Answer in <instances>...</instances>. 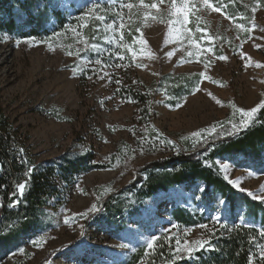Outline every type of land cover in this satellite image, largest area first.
Listing matches in <instances>:
<instances>
[{
    "label": "rangeland",
    "instance_id": "374dc122",
    "mask_svg": "<svg viewBox=\"0 0 264 264\" xmlns=\"http://www.w3.org/2000/svg\"><path fill=\"white\" fill-rule=\"evenodd\" d=\"M243 1L251 6V11L256 7L249 25L255 23V29L246 35L220 13L203 11L200 13L203 17L201 27L220 39L212 42L213 52L198 53L191 58L187 53L197 50L189 48L184 36L179 39L172 36L166 42L165 34L169 32L166 22L148 20L141 23L142 38L147 46L145 53L137 56V62L146 67H136L132 63L128 79L134 87L147 92L148 113H144L140 101L117 95L115 81L123 78L121 74L127 66L116 68L114 65L120 61L115 55L106 60L113 66L104 69L110 73L111 82L108 77L97 79L92 73L84 75L78 71L73 76L72 66L83 67V62L87 61L84 57L66 55L68 51L84 47L77 43L75 33L45 39H16L7 34L0 37V108L9 124L11 146L15 145L24 161H30V167L35 166L40 172L53 168L54 161L61 156L74 153L91 154L94 163L105 166L74 173L72 185L67 189L59 171L53 168L49 182L58 192L51 196L53 190L46 193L48 197L41 207L42 228L24 234L19 241H11L6 247L0 246V264H38L49 252L51 255L45 264H123L137 248L144 247L145 252V241L152 235L161 237L162 242L171 237L174 253L177 240L181 245L184 240H208L212 226H220L211 221L214 215L220 216L229 226L261 228L245 218L242 208L231 214L226 203L218 204L216 199L204 196L198 191V188H205L201 182L175 185L156 192L134 213L126 214L118 225L106 218L98 219L100 216L95 215L96 212L76 216L71 224L64 223L65 216L87 211L92 204L97 205L100 196L131 181L138 166L173 154L175 151L161 144V139L174 141L178 149L184 142L193 144V132L224 124L228 117L239 122L240 114L231 105L247 110L264 100V67L256 66L264 65V0H260L259 5L256 0ZM160 7L166 20L167 5ZM150 11L156 13L155 9ZM131 13L139 14L142 21V13H138L136 7ZM236 18L243 23L241 17ZM195 26V21L189 25L193 28L191 35L200 40L203 34L196 32ZM140 35L138 33L137 37ZM200 42L203 47L212 46L206 38ZM126 45L137 51L141 48L139 40ZM173 50L172 57L165 55ZM221 54L228 59L217 60L216 56ZM128 55L131 57L129 52ZM209 61L207 75L212 79H201L199 73L205 71L204 63ZM91 67L99 71L98 65ZM182 74L198 76L200 90L174 99L167 93V84L157 83L161 75L173 78ZM158 84L161 87L158 88ZM182 137L189 139L182 140ZM243 158L236 154L216 159V162L228 182L239 178L242 188L257 191L264 184V162L257 166L243 162ZM222 164L228 167L227 172L222 170ZM249 172L253 174L250 176ZM23 174L22 182H29L26 170ZM22 196L17 195V198ZM16 204L15 200L13 207ZM175 206L187 208L195 217L202 216L209 222L180 227L171 217ZM34 240L39 246L32 243ZM71 243L73 245H69ZM252 255L257 258L256 253ZM159 264L168 263L160 261Z\"/></svg>",
    "mask_w": 264,
    "mask_h": 264
},
{
    "label": "trees",
    "instance_id": "16d2710c",
    "mask_svg": "<svg viewBox=\"0 0 264 264\" xmlns=\"http://www.w3.org/2000/svg\"><path fill=\"white\" fill-rule=\"evenodd\" d=\"M93 0H0V37L7 34L13 38H50L61 37L72 34L66 26L75 27L78 24H85L80 29V34L88 38L89 43L97 44L102 49H112V55L106 52L99 55L106 61L107 57H113L116 52H121L126 57L127 67L123 68L121 83L116 92L122 98H130L134 101H140L143 105L144 113H148L149 108L145 105L147 101V92L134 87L128 79L131 73V57L125 48L121 50L114 45L104 43V39L111 37V32L105 31V24H101L95 18H89L84 21L77 20L82 14L86 4ZM136 4L138 0H125ZM153 0H146V3H152ZM216 3L225 6V10L235 17H243V23L246 26L251 24L253 15L251 6L243 0H216ZM99 15L106 16L108 22L116 20L119 25L120 15L117 13L118 4H113L111 0H99ZM125 17V27L121 29L124 33L123 43L128 44L133 40V36H138L135 31L137 27L141 28V17L139 14H133L128 9L123 10ZM130 17V19H129ZM97 28L99 30H97ZM53 32L60 33L54 36ZM247 35V33H246ZM117 39L119 35L117 34ZM97 53L91 49L80 51V57L86 60H95ZM118 61V60H117ZM130 70V71H129ZM169 75L158 77L157 83L163 82L166 85L167 93L170 97L181 98L193 91L197 84L196 75H175L169 78ZM160 85V84H158ZM161 87L158 86V88ZM174 101V100H172ZM264 110L258 113L257 122L251 127L242 130L236 135L230 137H213V141L198 147L195 151L192 144L183 143L185 149L179 155L173 154L157 158L136 168L135 177L119 189L105 193L97 200L99 211L95 213L100 216L98 219L106 218L108 222L112 221L118 225L124 219L126 214H132L136 208L153 194L160 190H166L171 186L201 182L206 191L204 196L212 199H222L226 202L229 212L233 213L238 208L243 209V215L249 221L258 224L261 228L240 226L235 228H221L212 226V231L208 234L211 240L212 249H202L195 253L192 260L187 258L177 259L175 264H247L250 255L256 253L257 259L254 264H264L259 260V252L264 246V237L259 233L264 228V204L251 199L246 193L233 188L230 183L222 176L216 159L242 155L243 162H252L259 166L264 162ZM235 120L225 119L224 129H230ZM219 131V129H218ZM5 135V136H3ZM9 124L7 118L3 115L0 108V246L6 247L11 241H19L26 233L36 231L42 228L41 207L44 204L45 197H48V191L53 190L54 195L58 189L53 188L49 182V175L53 168L57 169L60 177L65 181L64 188L72 185L74 173H81L94 169L105 168L100 163H94L91 154L74 153L68 156H61L58 161H54L53 168H47L44 173L35 168L30 176L27 188L23 196L17 198L13 195L15 185L21 183L24 178V171L30 167V161L24 163V158L19 154L15 145L11 146L9 139ZM210 149V150H206ZM208 162V166L205 165ZM17 204L13 207L14 201ZM12 206H9V205ZM231 213V214H232ZM94 215V214H93ZM171 217L175 224L180 227H190L202 223H208L202 216L191 214L187 208L181 206L173 207ZM91 218V216H88ZM17 223L15 230L9 232V226ZM87 223V221L85 222ZM86 225V224H85ZM8 233V234H5ZM159 246L152 251L151 255L145 256L144 247H139L123 264H159L160 261L173 264L171 257L173 255V240L162 242L159 240ZM73 245V243L69 244ZM51 253H47L38 264H45Z\"/></svg>",
    "mask_w": 264,
    "mask_h": 264
},
{
    "label": "snow or ice",
    "instance_id": "6c2138e0",
    "mask_svg": "<svg viewBox=\"0 0 264 264\" xmlns=\"http://www.w3.org/2000/svg\"><path fill=\"white\" fill-rule=\"evenodd\" d=\"M113 4H118L117 13L120 15V21L119 25L117 26L116 20H112L111 22H108V18L103 15H99L98 11L100 9L99 0H93V2L86 4L82 10V14L77 17V20L84 21L89 18H95V20L99 21L101 24H105V31L111 32L110 38H105L104 43L108 45H114L116 48H119L121 50H124L125 48L127 51L131 54L132 63L136 64V67H146V65L141 64L137 62V56L143 55L146 50L147 41L142 38L143 33L141 32V28L137 27L135 31L137 33H140L141 35L139 37L133 36V40H139L140 43V50L137 51L132 46L126 45L123 43L124 41V33L121 31L125 27V17L123 15V10L128 9L129 12L136 7L138 10V13H142V21L141 23H146L148 20H159L161 23H167L169 26V32L165 34L166 42L168 39H170L172 36L177 37L179 39L180 36H184L186 40L189 42V48H195L197 52L189 51L187 54L191 58L194 55H197L198 53H208L213 52V41L220 39L218 36H211L208 34V30L206 27H201V22L203 21V17L200 15L203 11H211L215 13H220L222 16H224L226 19L231 21L235 28L241 32L251 33L256 25L255 23H252V25L246 26L244 23L237 22V18L233 15H230L226 10L225 6L222 4L216 3V0H153L152 3H146V0H138V5H134L131 2H125V0H111ZM231 3H234L235 0H230ZM257 5L260 4V0H256ZM167 5V19H164V13L161 10V5ZM155 9L156 13L153 14L150 10ZM252 11H256V7L252 8ZM130 19V17H129ZM240 19H243L241 17ZM195 21V31L202 33L203 35L200 37V40H196L191 33H193V28L189 27L190 24H192ZM86 25L85 24H78L75 27L73 26H66L67 30L72 31L75 33L76 41L77 43H82L84 45V50L91 49L95 53H97V58L95 60H87L84 61V66L81 67L80 65H73L71 68L73 76H76L78 71L80 74L88 75V73H92L93 75H96L97 79H104L105 77L109 78V82H111V75L107 71H104V69L108 67H112L113 65L108 64L104 59L103 56L99 55L102 52H106L109 56L112 55V49H102L97 44H91L89 43L88 38L81 36L80 29H83ZM97 30H99L97 28ZM264 31V29H262ZM117 34L119 35V39H117ZM54 36H59L60 33L53 32ZM207 39V42L209 45H212L210 47H203L201 45L200 41ZM20 41H17V44H19ZM51 48V45H49ZM259 47V46H257ZM80 51L81 49H77L75 52L68 51L66 55L72 56L75 55L77 58H80ZM149 56L152 54L150 52H147ZM173 51H168L165 53L167 57H172L174 55ZM115 59L120 61V63H116L114 66L116 68H123L127 65L123 63L126 60V57L121 54V52L115 53ZM216 59L219 61H226L228 59L225 55H217ZM197 62H202L198 60ZM250 62V58H249ZM210 61L207 63H204L205 71H202L199 73V77L201 79H208L211 80L212 78L207 75V69L209 68ZM91 65H98L99 71L95 67H91ZM245 66H248L247 64ZM257 67H264V65L257 64ZM156 73H154L155 75ZM91 78V76H89ZM215 82V81H213ZM118 85L121 83L119 79L115 81ZM119 90V89H118ZM199 84L197 83L193 87V93L196 91H199ZM211 95V94H209ZM111 97H109L110 99ZM130 99V98H129ZM219 103V101H217ZM236 112L240 114V120L238 123H232L230 129H224L223 124L213 125L210 126L208 129H201L197 132L191 133V138L194 139V142L192 144V149L195 151L198 147H202L205 144H208L210 141H213V137H230L233 135L238 134L244 129H247L251 127L254 123L257 122L258 119V113H260L262 110H264V100H261L260 103H258L255 107H252L251 109H242V108H236V106L233 104L231 105ZM264 123V122H261ZM219 129V131H218ZM158 138V137H157ZM143 139V138H142ZM182 140H187L189 137H182ZM161 144H164L165 146H171L172 150L176 152L177 155L180 154V152L185 151V149H178L175 142L172 140H163L161 139L159 141ZM214 143V141H213ZM153 147H155V142H153ZM210 150V149H206ZM20 152L22 153L23 150L21 149ZM24 163H27L25 160ZM205 165L208 166V162L205 161ZM221 168L223 171L227 172L228 167L226 165H221ZM35 171V166L28 167L26 169V176L30 177L32 173ZM253 173L249 172L248 175H252ZM225 179H228L227 176H225ZM229 183L232 184L234 187L238 188L240 191L247 192V195L250 196L254 201L259 202L260 204H264V195L261 193H264V184H261L259 189L257 191H249L240 186V180L239 178L237 180H229ZM28 181L25 180L22 183H18L15 185V190L13 192V195H23L25 189L27 188ZM5 186L0 185V188H3ZM198 191L203 193L206 191L205 188L201 187L198 188ZM216 201L218 204H224L226 203L223 200H220L219 198H216ZM9 206H12L11 204ZM99 211L96 204H92L87 211L83 213H77L74 214L71 217L65 216L64 223L65 224H71L76 219V216H87L89 213H95ZM211 221L214 223H219L221 228H228V225L221 220L220 216H212ZM17 223L19 221L13 222L9 226V232L12 230H15ZM175 228L176 226L173 225ZM201 228H206L207 225H200ZM233 227L238 228L240 225H233ZM82 228V226H81ZM229 231H231V228H228ZM167 231V230H165ZM8 234V233H5ZM262 237H264V228L260 230L259 233ZM161 239V237L152 235L148 240L145 241V256H148L151 254L152 251L155 250L156 247L159 246L158 242ZM171 237H169V242L171 241ZM35 246H39V242L37 240H34L32 242ZM177 247L175 249V252L173 253L171 260L173 264H175V261L177 259H183L187 258L188 260H192L195 256V253L202 250V249H212L211 240H195V241H188L184 240L183 245H181V241L177 240ZM121 247H127V245H121ZM20 252H24L23 249H20ZM183 254V255H181ZM259 260L261 262H264V246L261 247L259 252ZM256 256L250 255L247 261V264H254L256 261Z\"/></svg>",
    "mask_w": 264,
    "mask_h": 264
}]
</instances>
